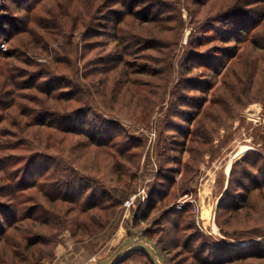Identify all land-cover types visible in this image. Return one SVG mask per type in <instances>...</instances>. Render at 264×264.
Masks as SVG:
<instances>
[{"label":"trees","instance_id":"obj_1","mask_svg":"<svg viewBox=\"0 0 264 264\" xmlns=\"http://www.w3.org/2000/svg\"><path fill=\"white\" fill-rule=\"evenodd\" d=\"M12 1L18 3L15 11L19 8L24 11L22 16L16 17L18 22L12 27L14 31L9 33V39L13 40L11 49L0 51V264H44L43 260L52 256L64 231L69 230L71 236L80 241L104 232L117 218L124 201L135 193L141 169L142 143L132 140L122 130L111 129L114 125L109 123L92 127L87 118L96 113L110 117L114 112L125 88L122 78L116 79L122 76L124 69L129 72L133 65L131 57H137L139 52L160 51L165 45V33L173 20L169 12L178 14L177 38L180 42L186 21L181 0H175V9L168 7V11H153L155 5L141 7L139 0H118L115 4H121L122 9L112 11L103 21L97 19V12L106 0H79L73 12H68L64 6L52 10L53 6L47 5L51 0H34L25 8L18 0ZM150 1L144 0L143 6ZM189 2L200 6V14L205 11V21L214 24L213 30L217 33L197 39L191 37L188 44L192 50L201 49L208 38L219 39L222 43L235 42L237 47L264 23L262 19L253 23L250 17L239 14L243 9H249V4H258L262 9L264 0ZM41 3L45 5L40 6L38 12L41 14L37 15L35 9ZM200 28L198 30L202 31ZM80 29L84 32L81 43L76 34ZM60 38L65 44L59 47L58 56L50 64L27 57V53L38 56L40 51H48L50 45ZM112 44L117 46L113 52L108 50L101 59L94 58L88 63L89 66L86 63L84 68L80 66L78 56L85 58L98 47L107 50ZM221 49L216 47L206 61L209 68L214 69L215 77L222 79L224 73L218 67L223 61L221 53H227V59L237 58L240 48L234 53ZM198 52L197 65L201 59V51ZM240 57L243 58V54ZM155 59L167 64L163 72H158L161 74L158 77L162 82H169L173 78L172 64L162 61L161 57ZM96 60L103 65L94 63ZM19 63L22 67H18ZM23 65L27 71L22 80L14 72ZM120 67L122 71L116 73L115 82L109 79L102 82L98 77L102 72L110 74ZM45 73L63 76L59 81L48 77L43 79ZM256 82L254 79L253 87ZM217 83V79L209 83V88L212 85L211 89L216 93L227 90V94L233 96L238 90L235 83L220 87ZM109 93L115 99L112 104L104 100ZM212 105L213 101H210L209 108ZM217 109L214 107L215 111ZM194 122L200 125L202 120L194 117L188 121L190 127ZM191 134L193 136L194 132L189 129L187 137ZM84 174L88 177L85 178ZM253 188L241 203L226 205V214L239 215L242 209L251 208ZM170 190L148 205L150 211H159L164 216L178 214L171 224L174 238L160 247L166 252L172 245H179L183 232L192 228L188 223L189 206H182L177 212L169 207L175 196ZM145 235L151 241L152 236ZM186 246L188 252H193L192 247ZM252 246L227 245L221 250V259L213 263L205 258L203 264H247L251 259L264 260V251L247 249ZM195 253L202 263L204 258L198 255V251ZM135 255L146 256L155 264L142 249L130 250L117 264L129 260L132 262L128 263H136ZM164 259L171 264V259Z\"/></svg>","mask_w":264,"mask_h":264},{"label":"rangeland","instance_id":"obj_2","mask_svg":"<svg viewBox=\"0 0 264 264\" xmlns=\"http://www.w3.org/2000/svg\"><path fill=\"white\" fill-rule=\"evenodd\" d=\"M33 1L18 0L24 8ZM116 1L106 0L98 8L97 19L103 21L112 11H120L122 6L115 4ZM174 1L152 0L145 6L144 0H139V3L144 8L155 5L153 11H168L169 8L175 9ZM16 2L0 0L1 52L11 49L13 40L9 39V33L14 31L12 27L18 22L16 17L22 16L24 11L23 8L15 11ZM78 2L51 0L47 5L51 4L52 10L64 6L68 12H73ZM181 2L182 15L186 21L182 41L177 38L178 14L169 12L173 20L170 22L171 28L165 33L166 46L160 51L139 52L137 57H131L133 65L128 69L129 72L124 69L122 76L116 79L122 78L125 88L121 93L122 99L115 104L114 112L110 117L96 113L87 118L92 127L109 123L114 125L111 129L122 130L132 140L142 143L141 169L138 171L139 183L135 193L124 201L117 218L104 232L80 241L73 238L69 230L64 231L54 246L52 256L43 260L44 264H103L123 242L139 237L148 239L146 233L152 236L151 241L148 240L160 254L171 259V264H203L205 258L215 263L221 259L220 253L224 247L239 243L253 245V248H247L249 250L264 251V23L237 47L235 42L222 43L219 39L208 38L201 49L192 50L188 44L191 37L197 39L205 34L210 36L217 33L213 30L214 24L205 21V11L201 14L198 12L199 5L190 4L189 0ZM42 5L45 4L41 3L35 9L37 15L41 14L38 10ZM248 7L239 12L241 17H250L253 23L260 19L264 22V4L262 9L258 4H249ZM200 27L202 31L198 30ZM83 33L82 30L76 33L80 43ZM64 44V39L60 38L50 45L48 51H40L38 56L27 53V57L48 65L58 56V49ZM218 46L229 53L240 48L237 58L227 59V53H221L223 61L221 64V60L218 62V67L224 73L222 79L215 77L214 69L209 68L206 61L208 54ZM116 47L115 44L107 50L98 47L85 58L78 56L80 66L84 68L85 63L89 66L88 63L94 58L101 59L108 50L113 52ZM198 51H201L199 65L195 63ZM79 53L81 56V49ZM154 57H161L162 61L172 64L173 78L169 82H162L158 77L161 75L158 72H163L167 64ZM98 61L94 63L103 65ZM18 67H22L20 63ZM25 68L23 65V68L14 72L22 80L27 71ZM119 71H122V67L110 74L102 72L98 77L102 82H108V79L115 82ZM41 72L38 68V73ZM162 75L167 76L166 73ZM62 76L45 73L43 79L48 77L59 81ZM215 79L219 87L225 83H235L238 88L236 94H227V90L214 92L212 85L209 88V83ZM254 79L257 82L253 87ZM221 80H224L223 83ZM104 100L108 104L115 101L111 93ZM210 101H213V105L209 108ZM141 103L144 107H140ZM198 105L204 107L199 108ZM214 107H218L217 111ZM194 117L202 122L200 125L194 122L190 127L188 121ZM189 129L194 135L191 134L188 139ZM257 186L259 188L256 189ZM170 188L175 196L169 207L177 212L182 206H189L188 223L192 228L183 232L179 245H172L166 252L160 247L174 238L171 224L178 214L164 216L159 211H150L148 205L155 199L158 201L161 194ZM250 188L254 189L251 208L242 209L239 215L233 212L226 214L225 206L241 203ZM184 245L192 247L193 252H188ZM197 251L204 258L202 263L195 257ZM136 259V263H128L132 262L129 260L125 264H152L143 255ZM247 264H264V260L251 259Z\"/></svg>","mask_w":264,"mask_h":264},{"label":"water","instance_id":"obj_3","mask_svg":"<svg viewBox=\"0 0 264 264\" xmlns=\"http://www.w3.org/2000/svg\"><path fill=\"white\" fill-rule=\"evenodd\" d=\"M133 249H142L146 251L155 264H167L156 246L144 237L123 242L103 264H117L121 258Z\"/></svg>","mask_w":264,"mask_h":264},{"label":"built area","instance_id":"obj_4","mask_svg":"<svg viewBox=\"0 0 264 264\" xmlns=\"http://www.w3.org/2000/svg\"><path fill=\"white\" fill-rule=\"evenodd\" d=\"M137 196H135V198H136ZM179 207H181V206H179Z\"/></svg>","mask_w":264,"mask_h":264}]
</instances>
